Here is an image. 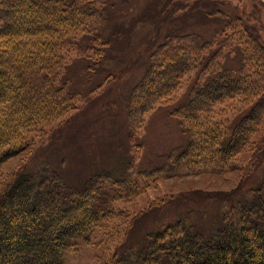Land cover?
I'll list each match as a JSON object with an SVG mask.
<instances>
[{"label": "trees", "instance_id": "16d2710c", "mask_svg": "<svg viewBox=\"0 0 264 264\" xmlns=\"http://www.w3.org/2000/svg\"><path fill=\"white\" fill-rule=\"evenodd\" d=\"M94 1L0 0V35L7 41L0 48V74L6 75L0 78V166L27 150L33 141L31 132L42 130L76 105L63 72L70 52L82 49L80 55L92 58L108 44L92 28L105 15L100 10L106 0L100 6L93 5ZM225 16L230 20L227 24L243 19ZM244 26L245 46H239L238 40L226 45L230 36L236 37L232 30L221 33L216 47L209 48L206 40L196 43L195 35H189L186 42L180 38L184 35H169L151 52L146 71L150 84H138L132 91L130 110L141 99L138 111L143 115L165 93L184 83L190 92V100L177 113L190 128L192 140L184 150L168 156L166 166L176 169L183 160L189 169L202 164L234 169L231 161L259 129L264 95L231 121L204 116L218 102L264 89V46ZM82 40L86 41L84 48ZM24 43L31 50H21ZM229 53L240 54L242 59L246 56L247 64L228 67L224 57ZM160 62L165 64L163 70L158 67ZM162 72L167 76L158 75ZM132 133L130 157L120 175L99 170L78 187L49 163L18 170L0 189V264H65L66 254L89 241L98 226L115 214L117 201L140 191L156 169L137 166L131 153ZM132 148L137 151V145ZM244 181L241 176L238 188L223 194L227 208L223 207L220 221L209 232L195 220V214L175 219L164 229L151 231L152 238L118 250L121 254H114L109 264H264V176L257 185L247 186Z\"/></svg>", "mask_w": 264, "mask_h": 264}, {"label": "rangeland", "instance_id": "374dc122", "mask_svg": "<svg viewBox=\"0 0 264 264\" xmlns=\"http://www.w3.org/2000/svg\"><path fill=\"white\" fill-rule=\"evenodd\" d=\"M101 1H94L93 5L100 6ZM169 1H104L100 13L105 15L92 28L108 44L92 58L80 55L82 49H75L66 61L67 69L63 70L76 96L73 99L76 105L42 130L31 132L33 141L25 147L27 150L0 166L1 190L18 170L25 166L42 167L44 162L59 171L68 183L81 187L99 170L120 175L130 157L129 131H133L131 153L137 166L156 169V174L148 176L147 183L136 194L117 201L115 214L98 226L89 241L68 252L65 264H109L114 254H121L118 251L121 248L136 240L150 239L151 231L164 229L175 219H188L189 215L195 214V220L209 232L220 221L223 207L227 208L223 194L238 188L241 176L247 186L257 185L264 176V116L247 146L231 161L234 169L206 164L189 169V163L183 160L173 169V165L166 166L167 157L184 150L192 140L190 128L177 113L190 100L187 85L184 83L165 93L143 115L138 111L141 99L130 110L132 91L138 84L144 83L147 87L150 84L146 71L151 64V52L169 35H184L180 37L182 42L189 35L191 38L195 35L196 43L206 40L210 48L216 47V39L223 36L221 33L226 35L234 30L236 37L230 36L226 45H234L238 40L239 46H245L246 39L241 33L245 25L264 46V0H171L174 3L171 8ZM216 10L223 12L216 13ZM207 13L211 19L206 18ZM233 14L243 19L227 24L230 20L225 15ZM121 33L124 35L116 41L115 36ZM6 42L0 35V48ZM84 42H80L82 48ZM174 43L173 40L169 45ZM31 47L24 43L20 49L29 51ZM246 58L229 53L224 61L228 67L235 68L244 62L247 64ZM164 66L162 62L158 65L162 70ZM158 75L164 77L167 72ZM0 78L3 80L6 75L0 74ZM261 95L264 89L258 88L247 96L218 102L204 116L207 120L231 121L250 110L252 102ZM196 141L201 143L202 139L196 138ZM132 145H137V151Z\"/></svg>", "mask_w": 264, "mask_h": 264}]
</instances>
